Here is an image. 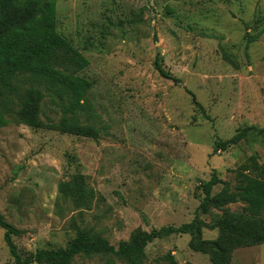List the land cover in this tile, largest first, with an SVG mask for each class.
<instances>
[{
	"label": "rangeland",
	"instance_id": "374dc122",
	"mask_svg": "<svg viewBox=\"0 0 264 264\" xmlns=\"http://www.w3.org/2000/svg\"><path fill=\"white\" fill-rule=\"evenodd\" d=\"M57 12L58 30L90 60L80 119L99 137L51 128L63 113L50 95L40 128L12 117L0 127V213L22 230L14 237L20 253L66 247L79 230L118 246L196 215L215 224L224 210L199 208L202 183L216 170L234 184L235 169L252 154L264 163V138L214 152L216 140L264 127V0H58ZM158 56L180 82L160 74ZM81 178L82 203L62 198L60 184ZM244 206L227 205L237 213ZM4 232L0 264H16ZM218 235L203 228L206 239ZM190 238L155 239L145 264H164L168 253L182 264H213ZM109 261L127 264L114 255H78L73 264ZM231 264H264V242L236 246Z\"/></svg>",
	"mask_w": 264,
	"mask_h": 264
},
{
	"label": "trees",
	"instance_id": "16d2710c",
	"mask_svg": "<svg viewBox=\"0 0 264 264\" xmlns=\"http://www.w3.org/2000/svg\"><path fill=\"white\" fill-rule=\"evenodd\" d=\"M58 0H0V127L11 123V117L33 128L44 123L40 119L42 102L50 95L62 109L60 121L51 128L63 133L99 137V130L83 124L80 112L87 108L83 100L92 86L82 72L89 66V58L58 30ZM155 67L166 78L180 82L163 66L158 56ZM193 103L202 112L203 104L194 91ZM17 100V106L14 104ZM264 138V127L249 126L239 130L229 139L216 140L214 152L226 150L245 140L255 142ZM235 183L223 180L213 170L209 180L202 183L204 198L199 208L223 209V216L213 225L196 215L180 226L166 225L138 233L130 240H122L118 246L105 237L92 236L85 230L66 247L38 249L23 256L14 241L22 230L5 219L0 213V228L5 230L4 240L16 264L46 262L73 264L78 255L117 256L127 264H145L147 245L158 238L175 233L190 234L189 245L193 250L209 255L213 264H231L233 250L240 244L264 242V163L252 154L235 169ZM223 184L214 194V188ZM83 179L64 181L60 184L61 197L72 196L81 204L86 198ZM242 202L240 212H233L227 205ZM219 229L215 239L203 237V228ZM112 264V261H109ZM164 264H182L172 253L164 257ZM192 264V263H184Z\"/></svg>",
	"mask_w": 264,
	"mask_h": 264
}]
</instances>
